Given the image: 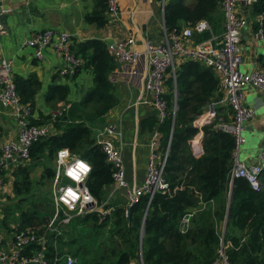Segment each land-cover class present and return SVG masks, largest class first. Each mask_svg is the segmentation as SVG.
<instances>
[{
    "label": "trees",
    "instance_id": "obj_1",
    "mask_svg": "<svg viewBox=\"0 0 264 264\" xmlns=\"http://www.w3.org/2000/svg\"><path fill=\"white\" fill-rule=\"evenodd\" d=\"M96 1V9L85 19L98 28H104L108 13L106 1ZM186 1H167L165 27L168 32L181 31L182 27L207 21L211 32L196 34L195 40L199 44L224 32L222 0H194L192 4ZM255 9L256 14L262 13L264 0ZM107 46L100 40L73 45L75 56L85 62L77 69L76 75L91 71L94 76L93 87L80 102L91 119L103 118L119 102L115 85L110 80L116 62ZM14 82L22 103L31 105L34 114L41 82L35 74L27 78L15 75ZM167 86L168 115L163 121L156 116L143 120L142 129L158 131L161 135L158 151L162 157L167 155L165 178L170 184V193L156 194L150 204L148 196H144L138 204L129 207L130 218L127 217L128 208L111 205L113 212L110 216L102 218L93 214L79 217L67 226L76 228V225L93 222L98 231L111 225V236L128 249H112L90 261L87 245L78 242L75 232L62 229L60 236L56 233L48 235V264H64L63 260L57 262L55 259L66 254L71 255L76 264H130L140 252L144 264H213L222 246L229 264H264V169L260 191H254L245 179H231L235 139L217 129L219 119L230 122L233 112L229 107L220 108L219 117L203 128L204 154L196 158L192 150L193 139L199 131L194 121L222 97L218 77L212 68L186 61L176 71V98L173 78L168 80ZM69 93L68 86L53 85L47 99L66 101ZM52 118L50 114L42 122H36L32 117L31 123L40 126ZM77 118L84 120L83 114ZM65 120L64 112L54 121L57 130ZM62 149H68L90 164L92 170L86 186L100 203L104 201L106 188L113 184V168L96 143L92 129L82 122L37 142L31 150L30 162L12 171L16 205L14 209L5 207L2 210L1 228L10 234L27 229L41 233L43 226L50 223L54 216L52 195H45L36 188L53 182L56 173L54 162ZM38 168H42V173L35 181L34 174ZM190 212H195L190 229L182 233L181 221ZM228 213V224L223 231ZM36 249L37 246L32 245L26 254L31 255Z\"/></svg>",
    "mask_w": 264,
    "mask_h": 264
},
{
    "label": "built area",
    "instance_id": "obj_2",
    "mask_svg": "<svg viewBox=\"0 0 264 264\" xmlns=\"http://www.w3.org/2000/svg\"><path fill=\"white\" fill-rule=\"evenodd\" d=\"M108 15L117 18L120 14V0H105ZM262 0H222V9L225 15V32L221 40L212 38L210 41L199 45H192L194 33L202 34L211 31L206 21H201L195 26L187 27L181 31L165 32V42L155 46L148 42L145 50L135 49L136 40L128 38L108 44L107 50L112 58L118 61L125 69L124 74L134 76L136 67L144 58L149 59L150 72L146 80V90L153 96L152 105L156 110L158 119L163 121L168 115L167 81L170 76L176 79L178 64L184 61H192L212 68L220 81L222 97L210 105L204 114L194 121V126L199 130L193 139L192 150L196 158L204 154L203 128L211 124L218 117L220 108L229 107L233 114L230 122L219 119L218 130L231 134L235 139L233 153V167L231 179H245L254 191L262 189L261 176L264 169V149L260 155V161L251 167L240 161V152L247 143L245 137L246 125L255 117L254 108L245 104L246 89L255 88L264 92V68L255 69L251 73L241 71L243 65L242 35L246 29L248 20L242 15V10L254 8ZM258 40L264 41V11L257 15ZM0 32L4 33L0 26ZM25 45L34 51L37 60L44 58V54L51 49L60 56L66 67L61 71L66 75L84 66L82 58H77L73 53V41L71 35L53 30L35 33L26 40ZM176 90L174 96L176 98ZM7 110L17 121L19 131L15 141L7 142L2 146L0 153V194L6 184V175L21 165L31 160L33 146L42 139H46L55 132L54 121L61 117L65 108L52 114V119L45 125L36 126L31 123L33 108L22 103L14 82L12 65L6 60L0 62V110ZM176 104L174 103V112ZM120 135L115 125L106 126L98 133L97 143L106 155L107 162L113 168V186L115 190H125L128 207L136 205L144 196H148L149 204L158 193H170V184L165 178V166L167 155L162 157L158 151L161 135L155 131L150 143V155L148 159L146 178L144 183L133 190L127 187L125 181V167L122 152L115 146L112 137ZM83 165V167H80ZM91 166L85 160L73 155L68 149H62L57 153L55 161V178L53 188L54 216L48 225L43 226L41 233L31 229L15 232L7 240L0 233V264H48L46 248L48 235L62 234L70 223L79 217L98 214L105 218L110 216L113 209L108 208L107 203H100L86 186V181L91 173ZM72 175H69V173ZM71 190L75 197L69 196ZM195 212H190L181 221V232L186 233L190 229L191 220ZM37 246L31 255L26 250ZM63 260L64 264H76V260L69 254L55 261ZM143 262L142 255L140 256ZM213 264H229L222 246L217 261Z\"/></svg>",
    "mask_w": 264,
    "mask_h": 264
},
{
    "label": "crops",
    "instance_id": "obj_3",
    "mask_svg": "<svg viewBox=\"0 0 264 264\" xmlns=\"http://www.w3.org/2000/svg\"><path fill=\"white\" fill-rule=\"evenodd\" d=\"M167 1L120 0L119 16L111 18L106 13V26L98 28L95 24L86 22L85 19L87 14L96 9V0H3V6L8 9L4 13H7L9 17L7 25L1 26L4 33L0 32V62L6 60L11 63L13 77L17 75L27 78L35 74L41 82L42 88L36 96L33 119L36 122H42L48 115L53 114L54 110L65 108L66 120L61 123L59 130L54 128L55 132L52 137L85 122L92 129L96 143L98 133L106 126H117L120 135H115L112 140L117 149L122 152L126 174L125 181L131 190L141 186L145 181L150 143L154 134V132L142 129V121L152 116L158 118L152 105L153 96L146 90V80L150 72L149 59L144 58L136 67V74L128 76L123 72L125 68L113 58L116 62V68L111 74L110 80L115 85L116 96L119 100L118 105L103 118L91 119V115L83 111L80 102L83 95L93 87L89 79L84 77L88 74L93 76L92 72L84 71L85 74L80 72L76 75L77 70H75L63 75L61 71L66 67V64L60 56L48 49L44 58L37 60L34 57V51L27 47L25 42L35 33L53 30L71 35L73 44L76 45L89 40H100L108 45L134 38L136 40L135 49L141 52L145 50L148 42L155 46L165 42V32L167 31L165 27V5ZM186 2L192 4L194 0H187ZM255 8L256 6L252 9L242 10V15L247 18L249 23L242 35L243 65L241 71L245 73L264 68V41L258 40L256 37L258 28L256 17L259 14H256ZM221 10L224 13L222 7ZM186 28L182 27L181 30ZM224 32L212 36L208 41L212 38L221 40ZM196 34L198 33H194L189 44L199 45L195 40ZM184 62H180L178 66ZM170 78L173 77L170 76L168 80ZM59 84L69 87L70 93L67 100L48 101L47 94L50 88ZM174 84L175 92L176 79H174ZM166 90L168 94V86ZM245 104L254 108L256 114L254 119L246 125L244 135L247 143L241 149L240 161L251 167L259 163L261 152L264 149V92L252 87L247 88ZM79 114H83L84 120L81 121L77 118ZM18 131V123L11 112L1 109L0 153L4 144L17 139ZM12 175V172L6 175V184L0 198L11 188L13 193L14 179ZM7 184L11 186L10 189L6 187ZM10 196L8 195L7 198L11 200ZM4 201L3 199L2 202ZM103 203H107L108 208L111 205L129 208L126 191L115 190L113 184L106 188ZM3 218V212L0 211V219ZM109 228L111 231L112 226L107 227V229ZM222 228L225 231L226 224ZM0 233L7 240L14 235V233H6L1 227ZM141 255L142 252L130 264H144L140 260Z\"/></svg>",
    "mask_w": 264,
    "mask_h": 264
},
{
    "label": "rangeland",
    "instance_id": "obj_4",
    "mask_svg": "<svg viewBox=\"0 0 264 264\" xmlns=\"http://www.w3.org/2000/svg\"><path fill=\"white\" fill-rule=\"evenodd\" d=\"M85 73L86 72H84V74ZM84 77L88 78L89 81L92 83V86H93V76L88 74V75H84ZM81 79H82V77H81ZM56 111L58 112L61 110L56 109V110H54V113ZM41 173H42V169L38 168L34 174V180L35 181L37 180V177H39ZM8 183H9V181H8ZM6 187L8 189L11 188L10 185H8ZM53 188H54V180H53V182L52 181L47 182L45 186H43L41 188L37 187L36 189H37V191H39L45 195L50 193L52 195V199H53ZM9 191H11V192H9ZM8 195H11L10 196L11 200H10V198H7ZM3 199L5 200L4 202H2ZM15 205H16V198H13V193H12V188H11L10 190H7V192H5L3 197L0 198V211L2 212L3 208H5V207H9V208L14 209ZM93 224H94L93 222H90L86 225H84V224L83 225H76L75 227H77V228H74V226H69V227L65 228V232L66 231H72V232L76 233V236L78 238V242L80 244L85 243V245H87V247L90 249V254H89L90 256L88 257V259L90 261L95 257H100L105 253H109L112 249H119L120 251L128 249V246L119 244V242L111 236L110 228L109 229L103 228V229H99L98 231H96V228L93 227ZM81 226H82V228H81ZM3 230L6 233H8L7 230H5V229H3Z\"/></svg>",
    "mask_w": 264,
    "mask_h": 264
},
{
    "label": "water",
    "instance_id": "obj_5",
    "mask_svg": "<svg viewBox=\"0 0 264 264\" xmlns=\"http://www.w3.org/2000/svg\"><path fill=\"white\" fill-rule=\"evenodd\" d=\"M7 7L3 6V0H0V26H6L7 25V19L9 17V15L7 13H4L6 10ZM230 206H231V202L229 203V209H230ZM131 216V208H128L127 210V217L130 218ZM228 218H229V213H228V216H227V219H226V226L228 224Z\"/></svg>",
    "mask_w": 264,
    "mask_h": 264
},
{
    "label": "clouds",
    "instance_id": "obj_6",
    "mask_svg": "<svg viewBox=\"0 0 264 264\" xmlns=\"http://www.w3.org/2000/svg\"><path fill=\"white\" fill-rule=\"evenodd\" d=\"M82 166L83 165H80V167H82ZM69 175H72V173L70 172ZM68 195L72 196V197H75V194L71 190L68 191Z\"/></svg>",
    "mask_w": 264,
    "mask_h": 264
},
{
    "label": "snow or ice",
    "instance_id": "obj_7",
    "mask_svg": "<svg viewBox=\"0 0 264 264\" xmlns=\"http://www.w3.org/2000/svg\"><path fill=\"white\" fill-rule=\"evenodd\" d=\"M83 167V166H82Z\"/></svg>",
    "mask_w": 264,
    "mask_h": 264
}]
</instances>
